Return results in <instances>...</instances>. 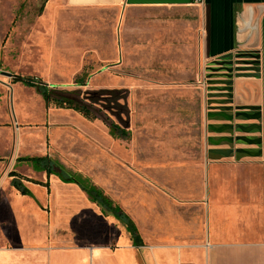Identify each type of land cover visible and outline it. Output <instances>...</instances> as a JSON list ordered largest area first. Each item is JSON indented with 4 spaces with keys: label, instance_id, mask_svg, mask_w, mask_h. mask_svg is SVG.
I'll return each mask as SVG.
<instances>
[{
    "label": "rangeland",
    "instance_id": "rangeland-1",
    "mask_svg": "<svg viewBox=\"0 0 264 264\" xmlns=\"http://www.w3.org/2000/svg\"><path fill=\"white\" fill-rule=\"evenodd\" d=\"M47 1L7 0L0 16V250L9 254L6 264H54L55 256H61L60 264H79L74 255L83 251L88 254L86 264H93L91 251L116 249L118 230H126L114 216H95L98 209L81 189L65 186L55 176L49 189L27 183L37 211L44 215L15 216L35 201L19 199L9 173L16 171L31 181L47 180L26 164L16 165L21 157L48 155L90 178L130 214L148 249L186 236L189 216L173 215L178 201L175 181L181 176L179 168L189 176L190 166L197 168L199 182L205 180L206 72L200 76L195 66L186 64L181 70L135 68L142 61L135 62L125 51L122 10L66 13L67 33L81 39L62 45L60 34L41 21ZM75 14L82 15L84 23ZM133 14L144 18L141 12ZM100 20L104 21L99 29ZM133 26L141 30L139 22ZM96 36L105 37L107 45H97ZM82 74L85 86L76 87ZM17 77H37L78 90L84 97L95 93L103 115L127 127L131 139L113 138L103 120L47 108L34 88L15 82ZM164 193L169 205L166 216L158 206ZM135 252L137 263L146 264L145 249ZM202 259L207 264L205 253Z\"/></svg>",
    "mask_w": 264,
    "mask_h": 264
},
{
    "label": "crops",
    "instance_id": "crops-1",
    "mask_svg": "<svg viewBox=\"0 0 264 264\" xmlns=\"http://www.w3.org/2000/svg\"><path fill=\"white\" fill-rule=\"evenodd\" d=\"M6 1L0 0V16L5 13ZM90 10L125 12L122 20L125 51L128 54L131 52L135 62L140 58L142 61L135 68L181 70L182 64H186L195 66L199 75L203 70L207 74L208 161L205 180L199 182L197 168L190 166V175L187 176L186 170L179 168L181 171H177L181 176L175 181L178 201H175L177 206L173 215L189 216L188 234L175 237L172 243L160 244L151 249L146 245L140 248L146 251L143 255L145 263L203 264L202 253H205L207 264H264V0H48L41 21L54 33L60 34L62 45H69L71 39L81 38L74 33H67L70 19L64 15ZM137 12H141L144 18L138 19L133 14ZM75 15L78 18L80 14ZM84 20L82 15L77 19L82 23ZM103 21L100 20L96 27L100 29ZM135 21L141 25L140 31L133 26ZM1 28L0 23V37ZM140 32L141 36H137ZM130 35L133 36L132 41ZM96 37L97 45H107L105 37ZM253 55H259L260 75L251 76L253 71L235 72L230 93L232 101L225 103L222 108H219L218 103L211 102L209 94L220 92L210 88H224L219 81H228L219 76L225 71L215 73L219 68L217 61L228 56L227 60L235 63L242 60L251 62ZM237 66L250 67L235 64L234 68ZM224 96H218L215 100L223 102L226 99ZM224 107L229 110L225 111ZM217 112H225L233 120L228 121L223 116L213 117L212 114ZM225 125H233L234 128L221 133L212 129ZM239 125H258L261 130L255 128L245 133L236 128ZM221 139L226 140L219 145L212 142ZM214 150L231 153L224 156L213 153ZM165 174L167 176L164 180L169 179L167 171ZM28 182L25 185L31 196L22 195L11 185L19 193L20 200L35 201L29 203L30 209L21 210L15 216H25L27 213L43 216V213L37 211L38 203ZM47 182L48 187L30 183L49 189L50 179L48 181L47 178L43 183ZM62 184L76 186L80 190L77 185ZM80 191L88 200L87 195ZM165 195L158 200L160 214L163 216L167 215L169 208ZM94 206L98 211L93 214L103 216L99 207ZM181 220L185 225L186 221L183 218ZM118 231L116 249L99 248L91 251L93 264H138L135 251L139 248L133 247L126 230ZM87 256L86 251L74 255L79 264H86ZM59 258L61 256L52 259L54 264H60ZM8 260L9 254L0 250V264H6Z\"/></svg>",
    "mask_w": 264,
    "mask_h": 264
},
{
    "label": "trees",
    "instance_id": "trees-1",
    "mask_svg": "<svg viewBox=\"0 0 264 264\" xmlns=\"http://www.w3.org/2000/svg\"><path fill=\"white\" fill-rule=\"evenodd\" d=\"M85 81L86 75L82 74L76 78L75 86H85ZM15 82H20L27 87L36 89L47 107L72 110L90 121L103 120L108 125L110 135L113 138L123 140L131 139V131L127 127H122L120 124L110 119L108 115H103V110L100 106L101 102H99L100 98H98L95 93L84 97L78 90H69L66 87L48 85L37 77H17ZM108 108L112 110L110 104ZM24 164L30 166L36 173L46 174L48 181L52 176H55L64 184L77 185L87 195L88 200L99 207L103 216H114L126 227L133 247L142 248L145 246L144 240L134 220L118 203L106 195L102 188L95 185L90 178L67 168L59 160L48 155L36 157L28 156L17 159L16 165ZM8 176L11 178V185L22 195L26 196L32 195L25 185L26 181L47 187L49 186V182L31 181L23 178L16 171L10 172Z\"/></svg>",
    "mask_w": 264,
    "mask_h": 264
},
{
    "label": "water",
    "instance_id": "water-1",
    "mask_svg": "<svg viewBox=\"0 0 264 264\" xmlns=\"http://www.w3.org/2000/svg\"><path fill=\"white\" fill-rule=\"evenodd\" d=\"M243 57H245V55H243ZM253 60L251 62H248V61H245V60H242L240 63H235V61H228L227 58L228 56H225L224 58H222V60L220 61H217V65H218V69L215 70V73H222V71H225L223 72V74H219V76L221 78H227L228 81H224V80H220L219 81V84H223L224 85V88H210V90H217L220 92V94H209L210 97H211V102H215V103H218L220 106L219 108H222L223 105L225 103H230L232 101V94L231 91H232V79H233V76L235 75L234 73L235 72H246V71H253L254 73L251 74V76H259L260 75V68L258 67L259 65V55H253ZM235 64H244V65H247V66H250L248 68H241L239 66H237L236 68H234V65ZM238 75H246V74H238ZM225 95V96H224ZM218 96H224L226 97V99L223 101V102H217V100H215L216 97ZM225 108V107H224ZM220 111H222L223 109H219ZM225 111H228L229 108H225L224 109ZM223 110V111H224ZM213 117H225L228 121H232L233 118L232 117H227L225 112H217L215 114H212ZM234 128L233 125H225V126H221L219 128H212L213 130H215L216 132L218 133H221L223 132L224 130H232ZM236 128L238 129H241L243 132L245 133H248L250 131H252L253 129L257 128L259 130H261V127L258 126V125H253V126H249V127H244V126H236ZM239 139H245V138H239ZM226 139H221V140H218V141H212L214 142L215 145H219L222 141H225ZM229 141H233L232 139H230ZM213 153L215 154H221V155H224V156H228L229 153L231 152H223V151H220V150H214L212 151Z\"/></svg>",
    "mask_w": 264,
    "mask_h": 264
}]
</instances>
